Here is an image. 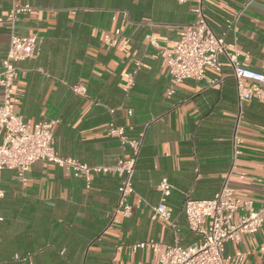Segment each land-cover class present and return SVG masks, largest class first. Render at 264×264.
Wrapping results in <instances>:
<instances>
[{"label":"crops","instance_id":"obj_1","mask_svg":"<svg viewBox=\"0 0 264 264\" xmlns=\"http://www.w3.org/2000/svg\"><path fill=\"white\" fill-rule=\"evenodd\" d=\"M248 1L21 0L34 10L20 18L18 34L38 36L41 44L36 59L18 65L13 112L30 129L58 121L56 150L89 166L114 165L135 154L108 135L110 123L123 127L129 139H142L135 194L128 199L142 204L130 218L116 216L120 179L113 175L93 176L87 188L70 170L45 162L35 163L24 182L5 171L0 264H156L174 242L172 230L152 220L164 180L173 187L167 205L184 248L197 240L184 215L186 197L213 199L231 171L232 187L253 201L252 211L264 208V102L251 98L240 105L224 57L221 72L209 69L205 80H186L168 96L170 75L159 55L176 45L201 5L215 33L239 49L240 61L262 71L264 0L253 2L236 28L228 27ZM9 9V1L0 0V62L10 46ZM138 66L128 88L126 74ZM217 79L222 83L211 86ZM79 84L86 85V97L72 91ZM148 240L160 244L158 253L132 249ZM236 249L229 243L225 253L233 256ZM238 249L246 255L243 264H264V226Z\"/></svg>","mask_w":264,"mask_h":264},{"label":"built area","instance_id":"obj_2","mask_svg":"<svg viewBox=\"0 0 264 264\" xmlns=\"http://www.w3.org/2000/svg\"><path fill=\"white\" fill-rule=\"evenodd\" d=\"M10 9L5 25L10 31V46L7 55L0 62V89L3 99L0 103V200L4 198L3 173L14 172L16 178L24 182L31 167L38 162H45L59 168L68 169L76 178L83 179L90 188L92 177L113 175L120 179L118 186L119 204L115 215L130 218L135 208L142 204L140 200L132 206L128 199L135 194L134 176L143 140H131L123 127L110 123L106 132L119 140L125 151L131 148L135 154L131 158L121 157L114 165L89 166L77 159L63 157L54 145V127L58 121L44 120L29 128L25 119L12 110L15 92V79L21 62L34 60L40 50L41 39L38 36H20L17 26L23 15L34 8L21 0H8ZM181 3L187 0H178ZM257 0H249L237 15L228 22L229 28H236L246 9ZM195 21L186 27L183 35L172 49H160L159 55L170 75L172 88L167 95L172 96L175 88L184 81L195 79L203 81L209 69L221 72L224 57L233 70L237 82L240 105L243 101L256 98L264 102V64L262 71L252 70L240 61L241 52L235 45L228 46L219 37L205 18L200 5L194 11ZM115 35L119 36L120 31ZM108 45L113 46L111 35L105 37ZM139 66L133 73L126 74V85L132 88ZM222 83L217 79L210 83L215 86ZM81 96H87V87L79 84L71 88ZM238 140H236L237 142ZM231 175L227 176L221 191L211 200H197L190 196L184 203V215L189 230L195 235L196 242L184 248L179 242V227L171 219L167 205L173 187L168 181H162L157 189L161 199L153 207L152 220L166 224L174 234V242L167 245L160 253L156 264H243L245 253L238 249L243 238L258 234L264 226V208L252 211L253 201L237 194L231 185ZM239 214V217H236ZM233 244L237 249L233 256L226 255V245ZM134 251L148 250L158 253L160 244L154 240L141 242L132 247Z\"/></svg>","mask_w":264,"mask_h":264}]
</instances>
